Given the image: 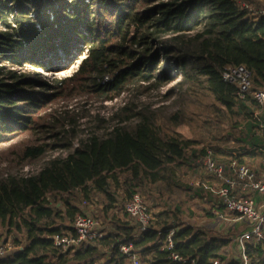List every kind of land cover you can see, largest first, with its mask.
I'll return each instance as SVG.
<instances>
[{"label": "trees", "instance_id": "obj_1", "mask_svg": "<svg viewBox=\"0 0 264 264\" xmlns=\"http://www.w3.org/2000/svg\"><path fill=\"white\" fill-rule=\"evenodd\" d=\"M191 34L190 37L187 35ZM75 76L90 83L93 91H119L131 81L161 83L184 77L201 78L215 101L226 110L250 117L251 99L242 102L233 85L221 79L231 65H244L252 89H264V18L251 17L236 0H0V144L29 126L38 110V69L55 65L67 69L80 54ZM175 56V57H173ZM30 67L35 71H21ZM19 68V69H16ZM115 79L101 83L104 76ZM196 80V79H195ZM197 81V80H196ZM199 82V81H198ZM189 142L163 138L145 118L132 127L116 126L106 135H91L64 158H52L34 175L0 177V224L23 230L25 245L0 264H127L118 252L119 242H132L142 264H177L161 250L157 232L177 228L174 251L197 264H241L227 260V241L208 237L190 226L178 225L176 216L160 213L157 229L133 238L128 222L115 227L91 244L72 253H61L53 236L71 231L56 225L62 213L49 205L48 196L81 191L86 198L99 191L108 194V183L118 184L125 173L124 194L149 184L166 182L184 162ZM45 149L27 147L25 158L38 159ZM72 223L76 209L65 201ZM99 251L108 254L99 261ZM250 263L264 264L262 239L245 242Z\"/></svg>", "mask_w": 264, "mask_h": 264}, {"label": "rangeland", "instance_id": "obj_2", "mask_svg": "<svg viewBox=\"0 0 264 264\" xmlns=\"http://www.w3.org/2000/svg\"><path fill=\"white\" fill-rule=\"evenodd\" d=\"M236 1L247 8L251 17L256 16L264 4V0ZM84 56L85 52L67 69L60 64L51 67L50 71L38 69V80L48 86H38V96L44 97L38 102V110L29 126L0 144V177L34 175L47 161L66 157L71 152L69 147L77 146L89 136L106 135L116 126L132 127L140 118H145L163 138L188 141L189 146L185 150L188 159L185 158L177 167L170 180L155 184L143 182L130 192L141 195L156 220L157 215L163 212L174 215L178 225L190 226L208 237L227 241L224 248L227 260H240L237 238L247 225L244 222L227 225L232 215L203 188V185H214L215 181L205 174L202 158L205 151L211 149L221 160V155L226 156L230 152L231 156V152L242 145L238 141L245 135V120L249 118L246 112L239 114L226 110L215 101L201 78H195L196 81L179 73L174 81L167 83L152 78L145 82H128L119 91H93L89 82L75 76ZM21 71L35 70L27 67ZM114 79V74L110 73L101 83ZM252 109L251 116L264 115L259 107L253 106ZM27 147L43 148L45 153L38 159L25 158ZM125 175L118 174V184L114 181L108 183V194L115 200L111 208L107 207L112 202L99 191L90 192L88 198L79 190L49 195V205L64 217L56 219V225L63 230L72 225L66 216L65 201L76 209L75 214L93 216L99 222V230L104 233L114 232L116 226L126 222L131 225L123 210L127 200ZM217 211L222 218L213 213ZM0 241L10 245L11 251L26 243L23 230L6 223L0 224ZM98 254L100 262L107 260V253L99 251Z\"/></svg>", "mask_w": 264, "mask_h": 264}, {"label": "built area", "instance_id": "obj_3", "mask_svg": "<svg viewBox=\"0 0 264 264\" xmlns=\"http://www.w3.org/2000/svg\"><path fill=\"white\" fill-rule=\"evenodd\" d=\"M256 17L264 18V4L258 10ZM221 79L235 87L236 97L240 101L246 102L251 99L264 113V89H252L251 74L244 65L226 67L221 73ZM202 164L205 174L215 181L212 186L203 185L204 190L212 193L220 201L224 210L232 215V218L228 219L229 222H244L247 225L237 238V243L241 250V264H253L245 256L244 250L245 242L251 237L256 241L262 239L264 200L258 204L255 197H264V159L259 170L240 164L234 159L226 166L215 158L211 149H207L203 155ZM123 210L133 226L134 240L150 230L157 229L154 223L155 218L140 194L133 193L124 202ZM213 213L218 218H222L218 211ZM71 228V231L53 236V245L61 253H72L80 246L91 244L107 234L99 230V222L88 214L77 213L72 220ZM176 230L177 228H170L157 232L158 235H162L161 250L167 252V258L171 262L197 264L196 259L184 258L174 251L173 236ZM20 249L21 247H17L11 251L10 245L0 241V261ZM117 250L125 257L127 264H142L141 255L132 242H119ZM211 264H222V262L216 259Z\"/></svg>", "mask_w": 264, "mask_h": 264}, {"label": "crops", "instance_id": "obj_4", "mask_svg": "<svg viewBox=\"0 0 264 264\" xmlns=\"http://www.w3.org/2000/svg\"><path fill=\"white\" fill-rule=\"evenodd\" d=\"M244 130L245 135L238 141L241 142L242 145L237 148L236 151L231 152L232 157L229 152L226 156L221 155V160H219L216 156L215 158L226 166L234 159L237 162L246 164L255 170H259L261 168L262 160L264 159V115L258 114L246 118ZM255 200L258 204H260L263 202L264 197L256 196ZM217 201L219 202V206L222 207L220 201L218 199ZM228 224L230 226L236 225V223H231L229 221L227 225Z\"/></svg>", "mask_w": 264, "mask_h": 264}]
</instances>
